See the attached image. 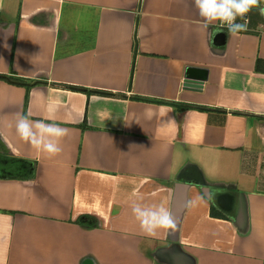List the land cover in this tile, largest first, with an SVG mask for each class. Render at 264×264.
Here are the masks:
<instances>
[{"label": "crops", "instance_id": "0c3cea01", "mask_svg": "<svg viewBox=\"0 0 264 264\" xmlns=\"http://www.w3.org/2000/svg\"><path fill=\"white\" fill-rule=\"evenodd\" d=\"M252 13L233 36L205 29L193 0H0V74L34 82L0 79V264H264V16ZM188 70L205 74L199 89L183 88ZM29 113L69 130L60 154L19 138ZM133 201L169 209L175 232L143 234Z\"/></svg>", "mask_w": 264, "mask_h": 264}, {"label": "clouds", "instance_id": "9594fccd", "mask_svg": "<svg viewBox=\"0 0 264 264\" xmlns=\"http://www.w3.org/2000/svg\"><path fill=\"white\" fill-rule=\"evenodd\" d=\"M193 4L198 10L205 29L214 22H219L220 26L227 27L228 32L233 36L247 31L248 21L245 17L253 8H258L260 15L264 16V7L260 6L261 0H193ZM238 19L243 23L237 22ZM215 34V32H209L210 37H214ZM47 107L50 112H55L59 107V101H50ZM152 115L151 110L146 111L148 118ZM30 116V113L19 115L16 120L15 131L19 138L49 157L60 154L61 141L69 134V130L55 121L33 120ZM256 132L261 139H264V126H258ZM191 203L194 204L195 201ZM131 211L146 236L156 237L158 230L161 229L171 232L176 230V223L169 209L163 205H146L133 201Z\"/></svg>", "mask_w": 264, "mask_h": 264}, {"label": "trees", "instance_id": "16d2710c", "mask_svg": "<svg viewBox=\"0 0 264 264\" xmlns=\"http://www.w3.org/2000/svg\"><path fill=\"white\" fill-rule=\"evenodd\" d=\"M254 17H255V14H253V13H252V15H250V16L248 15V16L245 17V18H247V21H248V26L247 27L250 28L252 26ZM237 22H240V20L238 19ZM134 45L136 46V40H135V38H134ZM220 45L221 44H218V46H220ZM0 79L6 81L8 83H11V84L24 86L26 88H28L30 85H32L34 83L33 82L31 84V83L25 81L24 79H22L20 77H17L16 74H14L13 72H11L8 75L7 74H0ZM73 89H76L78 91L85 92L87 95H89L91 93H93V94H99V95H105V96H111V95H113L110 92L102 91V90H86L85 88H78V87H73ZM135 99H139V98H136L135 97ZM149 101L156 102V103H170V102H165V101H162V100H149ZM172 104L176 105L178 107V109H180V110H184L186 108L191 107L188 104H180V103H172ZM193 107H195L197 109H200V110H206V109H208V108L202 107V106H193ZM210 197H211V200L212 201L216 198V194L214 193L213 189L210 190ZM210 215H212V216L214 215L213 211H211V210H210ZM76 223L79 224V225L88 226V227H95L96 226V220L93 217L88 216V215H81L76 220Z\"/></svg>", "mask_w": 264, "mask_h": 264}, {"label": "water", "instance_id": "95a60500", "mask_svg": "<svg viewBox=\"0 0 264 264\" xmlns=\"http://www.w3.org/2000/svg\"><path fill=\"white\" fill-rule=\"evenodd\" d=\"M212 42L214 44H220V42L216 41L215 40V37L212 38ZM205 78V74L198 77V76H195L194 74H192L189 70L186 72L184 78H183V82H182V86L184 89H189V90H196V89H199L201 87V84L203 82ZM226 197L228 196H224V195H221L218 199H217V202L220 204V206L222 208H225L226 206H224L223 202L224 200L226 199ZM229 199V198H228ZM226 202V201H225Z\"/></svg>", "mask_w": 264, "mask_h": 264}, {"label": "rangeland", "instance_id": "374dc122", "mask_svg": "<svg viewBox=\"0 0 264 264\" xmlns=\"http://www.w3.org/2000/svg\"><path fill=\"white\" fill-rule=\"evenodd\" d=\"M249 27H247V29H248Z\"/></svg>", "mask_w": 264, "mask_h": 264}]
</instances>
